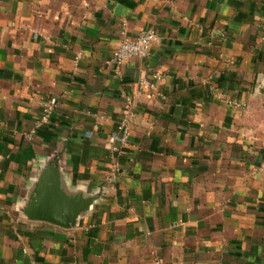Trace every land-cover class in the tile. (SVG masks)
<instances>
[{
	"label": "crops",
	"instance_id": "0c3cea01",
	"mask_svg": "<svg viewBox=\"0 0 264 264\" xmlns=\"http://www.w3.org/2000/svg\"><path fill=\"white\" fill-rule=\"evenodd\" d=\"M263 167L264 0H0V264H264Z\"/></svg>",
	"mask_w": 264,
	"mask_h": 264
},
{
	"label": "built area",
	"instance_id": "2783aa9c",
	"mask_svg": "<svg viewBox=\"0 0 264 264\" xmlns=\"http://www.w3.org/2000/svg\"><path fill=\"white\" fill-rule=\"evenodd\" d=\"M125 24L122 23L121 34L124 36L126 32ZM155 33L151 30L140 33L133 39H123L118 48L114 51L109 64L113 65L116 69H119L126 60L133 58H145L149 55L150 46L155 40ZM150 89H154V85L148 82H143ZM124 112L121 120L108 136V142L112 147L119 148L124 147L128 143L130 137V122L133 118L131 110V99L125 95ZM55 106L54 102H49L45 105L49 112ZM47 116L42 118V121L46 120ZM264 170V167L262 168Z\"/></svg>",
	"mask_w": 264,
	"mask_h": 264
},
{
	"label": "water",
	"instance_id": "95a60500",
	"mask_svg": "<svg viewBox=\"0 0 264 264\" xmlns=\"http://www.w3.org/2000/svg\"><path fill=\"white\" fill-rule=\"evenodd\" d=\"M54 205L56 206V204ZM80 209H81V206L79 207V205L73 203V205H71L70 207L62 209L67 214V217H63L59 215V213H56L55 216L42 217V218L36 217V219L44 221V222H48L54 225H58V226H65L67 225L68 222L69 223L74 222L75 218L79 214Z\"/></svg>",
	"mask_w": 264,
	"mask_h": 264
}]
</instances>
